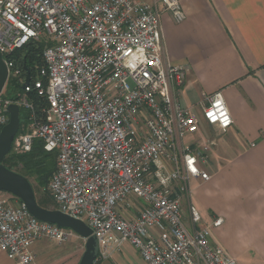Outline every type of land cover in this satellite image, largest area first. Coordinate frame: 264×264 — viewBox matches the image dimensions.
I'll list each match as a JSON object with an SVG mask.
<instances>
[{
    "label": "built area",
    "instance_id": "built-area-1",
    "mask_svg": "<svg viewBox=\"0 0 264 264\" xmlns=\"http://www.w3.org/2000/svg\"><path fill=\"white\" fill-rule=\"evenodd\" d=\"M163 12L186 19L180 0H0V53L10 76L22 71L9 54L31 40L47 42L34 85L48 102L38 116L26 94L10 98L4 89L0 131L11 105L30 111L12 148L27 153L41 139L57 153L48 184L54 209L90 226L99 258L130 243L146 264H238L211 241V225H222V217L204 226L191 203L193 226L184 220L191 178L211 177L203 167L208 146L193 138L203 122L225 133L234 120L222 90L206 95L200 112L182 104L188 69L165 60ZM75 236L0 190V251L17 264H37L39 239L61 244Z\"/></svg>",
    "mask_w": 264,
    "mask_h": 264
},
{
    "label": "crops",
    "instance_id": "crops-1",
    "mask_svg": "<svg viewBox=\"0 0 264 264\" xmlns=\"http://www.w3.org/2000/svg\"><path fill=\"white\" fill-rule=\"evenodd\" d=\"M153 3L155 0H141ZM186 19L163 12L164 57L188 69L180 100L200 112L205 96L222 90L234 120L227 132L202 123L194 141L208 146L209 180L192 177L184 195V220L197 207L204 226L238 264H264V0H180ZM129 218L137 211L126 205ZM160 230L155 229L159 235ZM37 264H80L85 241L39 239L32 246ZM0 264H17L0 251ZM95 264H146L130 243Z\"/></svg>",
    "mask_w": 264,
    "mask_h": 264
},
{
    "label": "trees",
    "instance_id": "trees-1",
    "mask_svg": "<svg viewBox=\"0 0 264 264\" xmlns=\"http://www.w3.org/2000/svg\"><path fill=\"white\" fill-rule=\"evenodd\" d=\"M46 46L47 42L44 40H31L7 56L8 60H13L16 67L21 69L22 74L21 76L11 75L9 77L4 91L5 96L17 98L19 94H26L28 101L34 104L38 116L42 115V108L48 105L46 98L39 95L34 85L36 79L40 77L41 68L44 66L43 51ZM27 69L31 72L32 76L29 91L23 88ZM42 80L46 81L43 77ZM21 109L20 131H23L29 122L30 111L22 112ZM2 163L8 169L21 173L28 179L31 175L36 176L39 188L43 189L42 196L40 198L36 196L38 203L45 208H55L53 206V196L48 190V184L57 167V153L46 151L43 140H35L32 150L27 153L16 154L10 151ZM18 201L22 202L19 199Z\"/></svg>",
    "mask_w": 264,
    "mask_h": 264
},
{
    "label": "water",
    "instance_id": "water-1",
    "mask_svg": "<svg viewBox=\"0 0 264 264\" xmlns=\"http://www.w3.org/2000/svg\"><path fill=\"white\" fill-rule=\"evenodd\" d=\"M9 77L8 63L0 53V94L4 91ZM31 78V72L27 69L23 83L24 89L29 86ZM8 112L10 120L0 131V190L9 192L21 200L29 212L39 220L74 230L85 239V252L80 264H95L98 258V245L90 226L83 220L69 216L60 210L41 206L37 201L31 181L23 174L3 165L2 161L10 153L15 136L21 127L20 107L13 104L8 108Z\"/></svg>",
    "mask_w": 264,
    "mask_h": 264
},
{
    "label": "rangeland",
    "instance_id": "rangeland-1",
    "mask_svg": "<svg viewBox=\"0 0 264 264\" xmlns=\"http://www.w3.org/2000/svg\"><path fill=\"white\" fill-rule=\"evenodd\" d=\"M21 111L22 112H26L27 111V109L26 108H24V107H22V109H21ZM192 137H189V138H186V140H190ZM11 151L13 152V153H15V151L13 150V148L11 149ZM30 178H29V180L31 181V183H32V185H33V188H34V191H35V194H36V196H37V198H40L41 196H42V191H43V189H41V188H39V186H38V183H37V180H36V176H29ZM17 200H18V198H17ZM14 201H16V199L14 198ZM135 204L138 206H140V203H138L137 201H135ZM53 206L54 207H56V203H55V201H53Z\"/></svg>",
    "mask_w": 264,
    "mask_h": 264
}]
</instances>
